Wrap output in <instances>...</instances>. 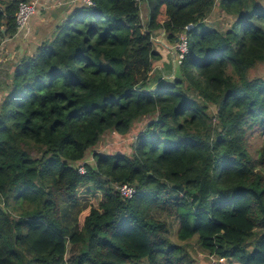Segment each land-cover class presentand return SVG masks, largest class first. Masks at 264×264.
<instances>
[{"label": "trees", "instance_id": "obj_1", "mask_svg": "<svg viewBox=\"0 0 264 264\" xmlns=\"http://www.w3.org/2000/svg\"><path fill=\"white\" fill-rule=\"evenodd\" d=\"M21 1L0 0V41L15 35ZM93 2L76 5L5 84L0 264H188L160 215L217 264H264V78L251 74L264 65V6ZM216 6L233 18L227 30L206 23ZM162 30L188 51L179 74L154 85ZM147 117L132 154L95 150ZM81 187L101 192L97 206Z\"/></svg>", "mask_w": 264, "mask_h": 264}, {"label": "rangeland", "instance_id": "obj_2", "mask_svg": "<svg viewBox=\"0 0 264 264\" xmlns=\"http://www.w3.org/2000/svg\"><path fill=\"white\" fill-rule=\"evenodd\" d=\"M260 5L264 6V0H258ZM142 7V17L143 20L146 21V9L144 8L142 2H140ZM217 5H219L217 3ZM233 22V18L228 15L226 12L222 11L218 6H216L212 13L208 16L206 19V23L212 27L215 28H222L223 30H227ZM154 37L155 41V47L158 50V52L161 54L162 59L161 62L157 64V67L154 69L153 77H152V83L160 84L162 82H165L167 80L173 79L175 76L179 74L178 67L181 64V60L179 59V48H178V40L175 43L168 42L165 32L162 30L158 32ZM22 36V35H21ZM184 38V36H182ZM1 43V41H0ZM39 43V42H37ZM5 48V47H4ZM7 48V45H6ZM37 50V46L28 44L26 46V53L32 54L35 53ZM3 53H5V50L3 49L2 54H0V65L3 63L5 65V69L3 74L6 75L7 72H11L12 67L11 65L8 67L9 64H4L6 62L3 59ZM20 58V57H19ZM18 58V59H19ZM9 68V70H8ZM11 68V69H10ZM8 73V74H9ZM254 76H260L264 78V65H259L256 68H254L251 72ZM1 96V94H0ZM150 117L140 119L136 121L133 125L132 130L123 136L118 135L115 132H108L104 135L99 145L96 147L95 150L98 152H108V153H125L127 155L132 154V146L136 139V136L138 133L149 123ZM251 142V149L253 154L257 157L258 151L262 145L263 137L254 134ZM86 161L93 162V153H88L86 157ZM86 187L80 188V194L82 196V200L88 201L93 203L95 206L98 205L99 200L101 198V192H92L93 190H90L89 192L86 191ZM161 218L166 219L169 224L171 225L170 229V237H171V246H181L182 248H186L189 253L184 257L185 263L188 264H217V259L214 256H210L207 252L201 249V246L198 242V238L194 237L191 240L188 241H181L177 237V231L179 230V222L173 218H166L164 215H160Z\"/></svg>", "mask_w": 264, "mask_h": 264}, {"label": "crops", "instance_id": "obj_3", "mask_svg": "<svg viewBox=\"0 0 264 264\" xmlns=\"http://www.w3.org/2000/svg\"><path fill=\"white\" fill-rule=\"evenodd\" d=\"M78 4H81L80 0H38L37 12L31 17L24 31L1 41L0 46L5 47L3 59L6 62L4 64L9 63L7 66L11 65L13 70L4 75L5 65L3 63L0 65V102L7 94L5 84L11 80L17 63L23 57L32 55L26 53V46L31 44L37 46L38 49L42 42L53 38L57 26L68 18L73 8Z\"/></svg>", "mask_w": 264, "mask_h": 264}, {"label": "built area", "instance_id": "obj_4", "mask_svg": "<svg viewBox=\"0 0 264 264\" xmlns=\"http://www.w3.org/2000/svg\"><path fill=\"white\" fill-rule=\"evenodd\" d=\"M82 4L93 5V0H80ZM38 8V0H22L19 3L18 11L16 14V23H17V31L15 36L22 33L24 29L27 27L31 17L37 12ZM187 28H191V25ZM179 48V59L182 62L184 58V54L188 51V45L185 38H180L178 41ZM4 45V44H3ZM3 47L0 46V54L3 52ZM79 171L81 173H85L86 169L83 165L79 166ZM120 193L126 198H132L136 193V188L129 184H122L117 186Z\"/></svg>", "mask_w": 264, "mask_h": 264}, {"label": "water", "instance_id": "obj_5", "mask_svg": "<svg viewBox=\"0 0 264 264\" xmlns=\"http://www.w3.org/2000/svg\"><path fill=\"white\" fill-rule=\"evenodd\" d=\"M178 41H179V39H178Z\"/></svg>", "mask_w": 264, "mask_h": 264}]
</instances>
